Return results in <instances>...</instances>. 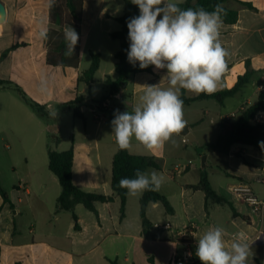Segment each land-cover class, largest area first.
Returning <instances> with one entry per match:
<instances>
[{
  "label": "crops",
  "instance_id": "0c3cea01",
  "mask_svg": "<svg viewBox=\"0 0 264 264\" xmlns=\"http://www.w3.org/2000/svg\"><path fill=\"white\" fill-rule=\"evenodd\" d=\"M0 1L7 8V18L0 23V166L6 162L11 164L10 167L15 174L16 166L12 162L15 156L6 153L5 149L10 145L12 149V144L15 148L19 145L20 132L23 131L30 136L26 145L28 153L24 156L27 168L20 175L18 184L11 181L5 185L0 173V186L8 197V201H5L0 194L2 241L0 264H111L110 261L121 264L120 256L123 252L131 255V258L125 257V262L132 261V264H136L133 260L135 256L139 258L140 253L143 254L144 260L139 258L138 264H148L150 257L154 258L155 264H171L172 257L181 253L183 246L177 242L176 235L154 228L155 225L166 224L172 227L174 233L187 234L195 247L197 239L209 227L218 226L224 229L226 246L233 240L250 245L252 255L249 256L247 264H257V261L264 264V213L252 212L250 206L232 191L237 184L247 183L264 201V149L236 144L227 155L208 153L203 148L206 144L216 141L221 133V123L225 120L234 121L241 108L258 102H253V97L256 95L259 99L261 93L259 82L264 75V0L223 2L225 8L238 12L239 18L234 24L223 22L220 30L222 46L230 54L227 58L230 68L224 73L216 92L224 88H233L239 76L244 75L248 67L255 72L249 83L254 88L246 92L247 84L234 97L228 98L224 105H220L214 99H205L183 106L184 112L193 106V122L185 120L190 124L196 143H187L179 134L174 135L160 149L150 151L135 139L128 149L133 155L156 157L160 164V169L146 171L155 170L157 173H163V183L158 192L168 199L174 209V214L170 215L166 213L161 203H151L148 206L147 218L153 226V232L160 235V240H147L142 235L140 200L143 194L136 196L128 194L124 219H121L118 197H115L113 203H97L98 215L83 205H78L75 214L78 217L79 229L75 227L76 222L72 213L57 212V200L61 194L59 180L55 182L53 176H48L46 172L39 173L32 164L38 160L36 153L38 148L41 155L43 148L48 155V148L53 147L42 142L45 131L43 124L37 120V114L26 108L25 105L28 104L16 91L19 89L17 87H22L34 101L44 106H49L50 101H56L58 98H62L63 103L68 105L76 98L82 97L79 107L85 119L87 132L90 122L87 112L93 113L94 120H97L100 128L101 124L107 121L105 113L112 112L113 97L117 94L121 95L123 100V95H128L126 100H121L120 109L122 113L125 111L131 113L147 85L159 84L161 88L169 87L167 79H162L167 75V69L154 68L151 73L138 72L130 75L126 87L110 99L103 101L107 98L104 97L98 102L94 100L98 91L97 83L104 82L110 91L107 78L116 80L118 77L115 72V55L120 49V44L111 37V34L121 28L117 18L124 13L123 0H83L78 69L54 67L47 62V42L41 39L40 32L48 33L53 27L50 21V6L55 0ZM184 1L176 0L178 4ZM22 31L29 32L30 35H34L37 42L39 41L40 45L36 51L32 42L25 40ZM15 46L18 47L13 49ZM8 50L11 51L4 56ZM22 50H31L29 57L34 61L40 60L46 70L44 77L39 75L34 63L29 65L21 62ZM85 52L89 55L99 54L101 58L100 68L91 85L81 81L82 73L87 70L82 68ZM54 68H63L65 72L61 75L56 70L54 73ZM65 69H73L75 72L69 74ZM23 71H26L27 79L23 77ZM54 75L58 76L60 81H55ZM29 84L36 86L38 94L33 93L34 87ZM73 84L75 91L70 92ZM184 91L188 98L200 95ZM233 100L237 102V106L235 103L230 106V101ZM28 121L35 125V131L29 130ZM75 121L79 119L76 118ZM86 136L87 139L91 138L88 133ZM61 144L62 142L53 150L62 151ZM72 147L75 153L73 164L75 185L86 192L112 195L113 159L119 149L115 137L111 144L100 141L94 143L74 141ZM185 152L193 159L186 160L183 157ZM213 155L218 159V163H213L214 165L211 162ZM204 156L205 166L202 163ZM199 158L200 167L197 164ZM47 166L49 169V159ZM191 172L193 180L189 181L188 176ZM204 173L212 188L229 200L238 216L234 215L229 204L221 205L212 200L207 201L204 191L192 188L200 182ZM177 178H182L183 181ZM136 200L139 202L140 220L134 224L129 209ZM135 244L140 252L135 253Z\"/></svg>",
  "mask_w": 264,
  "mask_h": 264
},
{
  "label": "clouds",
  "instance_id": "9594fccd",
  "mask_svg": "<svg viewBox=\"0 0 264 264\" xmlns=\"http://www.w3.org/2000/svg\"><path fill=\"white\" fill-rule=\"evenodd\" d=\"M131 3L138 6L139 15L127 21L128 62L133 66L139 62L141 69L150 65L157 70L167 69L162 79H167L169 87L147 85L131 113H114L112 134L121 150L129 149L135 139L151 151L162 148L186 128L181 89L196 94L218 90L230 55L220 41L222 15L226 11L221 4H216L211 12L202 7L182 9L176 0ZM40 37L47 40V31H41ZM79 39L72 26L64 29L65 56L74 54ZM56 114L50 113L54 117ZM260 147L264 149V141ZM162 183L163 176L155 170L136 169L134 178H122L119 186L136 196L158 191ZM224 237V229L214 226L197 239L195 255L201 264H247L252 255L250 245L233 240L226 246Z\"/></svg>",
  "mask_w": 264,
  "mask_h": 264
},
{
  "label": "trees",
  "instance_id": "16d2710c",
  "mask_svg": "<svg viewBox=\"0 0 264 264\" xmlns=\"http://www.w3.org/2000/svg\"><path fill=\"white\" fill-rule=\"evenodd\" d=\"M124 13L121 17L117 18L121 28L112 33L111 37L118 41L120 49L115 55L116 64L115 72L118 77L116 80L107 78V84L110 86V95L103 101L110 99L113 95L119 93L127 85V80L130 75L138 72H153L155 66L150 65L146 69H141L139 64L136 63L133 66L128 62L127 49L129 48L130 41L128 40V28L127 21L139 15L138 6L131 3V0H123ZM224 0H185L180 3L179 6L182 9L187 8H204L206 11H214L216 4L223 5ZM224 7V6H223ZM226 14L222 15V20L228 24H234L237 22L239 15L238 12L225 8ZM83 0H55L50 6V21L53 27L48 31L47 48V62L54 67H69L78 69L80 65V50L81 39L75 48V52L71 57L65 56L66 42L64 40V29L68 26H72L80 37V24L82 21ZM24 45V44H23ZM18 46L13 47L15 49ZM8 50L4 56L7 55ZM91 65L82 73L81 81L87 85L94 83L95 75L100 68L101 58L99 54L91 53ZM227 69L230 65L227 64ZM255 72L247 68V72L239 76L237 83L231 89H222L219 92L213 94L201 93L197 97L188 98L185 95V91L182 90L180 95L183 100V106H189L192 103L205 99H214L220 105H224L228 98L234 97L241 89L249 84ZM22 99L29 105L31 110L39 117H48V111L46 106L37 102L29 100L27 96L17 89ZM82 97H78L68 104L69 108L73 111L74 118L84 119V116L80 110V103ZM264 109V91L260 93L258 102L251 106H244L238 111V117L234 121L225 120L221 123V133L214 143L206 144L203 146L204 150L208 153H222L230 154L231 149L236 144H243L252 146L257 149H261L260 142L264 141V132L261 126L252 123L255 115ZM60 138L54 139V144L60 143ZM74 148L71 147L67 151H56L48 148L49 170L58 178L61 186V194L57 200V212L67 211L72 213L76 222V229H79L78 217L75 214V209L78 205H83L90 212L98 215L96 204L97 203H113L115 197L120 199V214L121 219L126 216L128 192L127 189L119 186V181L122 178H134L135 170L140 169L147 171L148 169H160L158 159L153 156H141L133 155L129 150L118 149L113 159L112 167V182L111 188L113 194L110 196L97 194L92 192H86L77 187L73 181V164H74ZM195 190H202L206 195V199L212 200L217 204H229V200L218 194L211 186L206 173L202 175L200 182L192 186ZM0 194L5 201H8L6 192L0 186ZM151 203H161L167 214L173 215L174 209L168 199L160 194L158 191H145L143 192L140 200V216L142 219L143 231L142 235L147 240H160V235L153 232V226L147 218V209ZM235 216L239 214L232 207ZM196 251V247H194ZM111 264H117L116 261H110ZM148 264H155L153 257L148 258ZM171 264H174V257L171 259ZM192 264H201L198 257H194ZM257 264H260L257 261Z\"/></svg>",
  "mask_w": 264,
  "mask_h": 264
},
{
  "label": "rangeland",
  "instance_id": "374dc122",
  "mask_svg": "<svg viewBox=\"0 0 264 264\" xmlns=\"http://www.w3.org/2000/svg\"><path fill=\"white\" fill-rule=\"evenodd\" d=\"M22 34L25 36V40L32 42L33 49H35V51H36L37 47H39V45H40L39 41L37 42L34 38V35H30L29 32L22 31ZM30 51L31 50H26V51L22 50L21 51V62L29 64V65L31 63H34L37 67L39 75L41 77H44L46 75V70H45L44 66L41 64L40 60L34 61L33 58L29 57ZM31 60H33V61H31ZM90 64H91V56L87 52H85V54L83 56L82 68L88 69V67H90L89 66ZM105 68H106V66H105ZM106 69H109V68H106ZM53 70H55L54 73H56V70H58L61 75L64 74V72H65L63 70V68H60V69L54 68ZM65 70H67V72H69V74H72L75 72V70H73V69H65ZM22 75L24 78L27 79L26 71H23ZM53 77H54L55 81H60V78H57L58 76L54 75ZM255 79L257 80L256 77H255ZM263 79H264V75H263ZM263 79L261 78V80L259 82L260 84L262 83ZM259 83H258V85H259ZM29 86H33L34 87L33 93H37V89H36L35 85L29 84ZM74 86H75L74 84L71 85L70 92L75 91ZM96 86H97V90H98L96 92L97 95L94 97V100L96 102L102 100L104 97H109V95H110L109 87L104 82H102V83L99 82L96 84ZM17 88H19L25 95L28 93V92L24 91L22 87H17ZM253 88L254 87H252L251 84H248L246 92H248L249 90H252ZM17 94L19 95L18 92H17ZM26 96L29 100L32 99V96L29 93ZM113 98H114V101L112 102V104H113L112 105V108H113L112 112L107 111L105 113V116L107 117V121L105 123H102L100 128L98 126L97 120H94L93 113L87 112V118L90 121L88 124L87 132H86V125L84 124V120L79 119V121H75L73 111L69 108V106L67 104L63 103L62 98H58V100H56V101H50V105L46 106V110L48 111V117L42 118V117H39L37 115V120L39 122H41V124H43V126L45 128L44 134L42 135V142L47 143L49 145V147L51 146V147H53V149H55L56 144H54V139L56 137H59L60 141L62 142V144L60 146V149H63L62 151L69 150L72 147V144L74 141H77V143H88V141L89 142L92 141V143H94V141H100L101 143L104 142L105 144H111L113 137H114L112 135L111 121L114 119V113L117 110H119V112L122 113V110L120 109V105H121L120 103H121V100L122 101L126 100V98H128V95L127 94L123 95L124 100L122 99L121 95H118V94ZM32 101H34V100L32 99ZM257 101H258V96L255 95L253 97V102H257ZM34 102H36V101H34ZM230 102H231L230 106H232L233 103H235L234 105L237 106L236 101L233 100ZM23 104H24V101H23ZM25 106L28 110H30V112H32L29 105H25ZM115 107H119V108L115 109ZM186 110L187 111L184 112V119H186L190 122H193V106L191 109H186ZM50 113H57V114L54 117V116L50 115ZM28 126L30 128L29 130L35 131V129H34L35 125L34 124H32L28 121ZM87 133L91 135V138L87 139V136H86ZM27 137H28V139H27ZM27 140H28V142L30 140L29 134L26 135L22 131V132H20V137L18 139V142H19V145L17 146L18 148L17 147L15 148L14 145L12 144V149H11V145L8 146L7 149H5L6 153H11V154H13V156H15V159L12 162H14V165L16 166V173L15 174L12 172V169L10 167L11 164H8L6 162L0 166V173H1V176L3 177L2 179L5 183V185H7L8 183H11V181H15L14 183L18 184V182H19L18 179H19V177H21L20 175L24 172V169L27 168L25 160H24V156L26 155V153H28V151L26 150V145L28 143ZM37 147H39V146L37 145ZM13 148H15L14 152H13ZM36 153H37V159L38 160H35V162H32V164L35 165L36 170L39 173H41V172L45 173L46 172L48 174V176H53L52 178H54L55 182H58V179H56L57 177L55 175H52V173H50V171L48 169V166H47L48 165V155L46 153V150H44V148H43V155H41V151L38 148L36 150ZM29 155L30 154H28V156ZM183 155H184L183 157L186 160L193 159V157H191L188 152L183 153ZM211 158H212L211 159L212 164L218 163L217 157H215L213 155ZM42 160H43V164H42ZM197 164L200 167L201 158H199L197 160ZM159 174H161L163 176V173H159ZM177 180L183 181L182 178H177ZM188 180L189 181L193 180V172H191V174L188 176ZM84 210H85V212H88V211H86V209H84ZM138 211H139V202L136 200L134 202V204L131 205V207L129 209L130 217L132 218V221L134 224H136L140 220ZM134 251H135V253L140 252L138 250L136 244L134 247ZM125 257L131 258V255L125 254V252H123L120 256L121 264H132V261L125 262ZM139 258L144 260L142 253L139 254ZM139 258L137 256H135V260H133V261H135L136 264H138Z\"/></svg>",
  "mask_w": 264,
  "mask_h": 264
},
{
  "label": "built area",
  "instance_id": "2783aa9c",
  "mask_svg": "<svg viewBox=\"0 0 264 264\" xmlns=\"http://www.w3.org/2000/svg\"><path fill=\"white\" fill-rule=\"evenodd\" d=\"M259 90L261 92L264 91V79L259 86ZM252 123L255 125H259L262 127L264 132V109L260 110L252 120ZM232 191L245 203H247L252 212L256 214H263L264 213V201L261 200L253 191L252 187L247 183H239L232 188ZM155 229H160L164 232H168L170 234H174L177 236V242L183 246L181 253L175 254L174 256V264H192L194 257H195V245L190 240L187 234L184 232H175L173 231L172 227L169 224L164 226L155 225ZM2 241L0 239V246ZM191 253V255H188Z\"/></svg>",
  "mask_w": 264,
  "mask_h": 264
},
{
  "label": "water",
  "instance_id": "95a60500",
  "mask_svg": "<svg viewBox=\"0 0 264 264\" xmlns=\"http://www.w3.org/2000/svg\"><path fill=\"white\" fill-rule=\"evenodd\" d=\"M7 18V8L6 5L0 1V23H3ZM182 137H184L185 141L189 144L196 143L195 136L193 132L191 131L190 124L186 122V128L182 131L180 134ZM203 166L206 164V156H204L203 160Z\"/></svg>",
  "mask_w": 264,
  "mask_h": 264
}]
</instances>
